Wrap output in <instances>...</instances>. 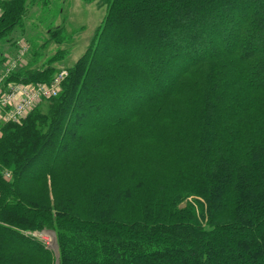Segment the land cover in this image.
Listing matches in <instances>:
<instances>
[{
	"label": "trees",
	"instance_id": "obj_1",
	"mask_svg": "<svg viewBox=\"0 0 264 264\" xmlns=\"http://www.w3.org/2000/svg\"><path fill=\"white\" fill-rule=\"evenodd\" d=\"M36 1L0 0V40ZM82 1L59 96L0 127V264H264V0Z\"/></svg>",
	"mask_w": 264,
	"mask_h": 264
},
{
	"label": "rangeland",
	"instance_id": "obj_2",
	"mask_svg": "<svg viewBox=\"0 0 264 264\" xmlns=\"http://www.w3.org/2000/svg\"><path fill=\"white\" fill-rule=\"evenodd\" d=\"M105 13L98 1L51 0L46 5L36 1L28 7L22 25L0 40V60H4L3 65H12L13 70L20 63H31L37 69L51 66L56 73L67 72L85 52ZM56 30L57 35L52 37ZM22 44L26 49L21 62L13 63L20 56ZM50 251L57 254L56 249Z\"/></svg>",
	"mask_w": 264,
	"mask_h": 264
},
{
	"label": "built area",
	"instance_id": "obj_3",
	"mask_svg": "<svg viewBox=\"0 0 264 264\" xmlns=\"http://www.w3.org/2000/svg\"><path fill=\"white\" fill-rule=\"evenodd\" d=\"M25 49V44H22L20 56H18L17 60L13 63L21 62V56ZM11 70L12 65H5L0 71V127L3 124L20 122L41 101L57 98L61 92L62 82L67 76V72L61 70L57 72L51 82L47 84H11L4 87L3 80ZM2 177L5 180H9L10 172L4 171ZM24 235L36 239L48 250L56 249L52 232L46 230L27 231L24 232Z\"/></svg>",
	"mask_w": 264,
	"mask_h": 264
}]
</instances>
